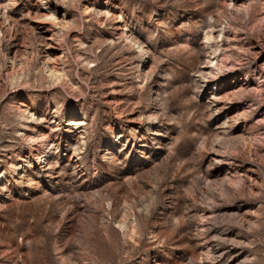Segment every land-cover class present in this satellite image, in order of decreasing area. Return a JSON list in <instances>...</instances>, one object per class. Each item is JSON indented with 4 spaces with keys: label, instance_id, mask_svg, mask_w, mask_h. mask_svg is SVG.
<instances>
[{
    "label": "rangeland",
    "instance_id": "374dc122",
    "mask_svg": "<svg viewBox=\"0 0 264 264\" xmlns=\"http://www.w3.org/2000/svg\"><path fill=\"white\" fill-rule=\"evenodd\" d=\"M0 264H264V0H0Z\"/></svg>",
    "mask_w": 264,
    "mask_h": 264
},
{
    "label": "bare ground",
    "instance_id": "6f19581e",
    "mask_svg": "<svg viewBox=\"0 0 264 264\" xmlns=\"http://www.w3.org/2000/svg\"><path fill=\"white\" fill-rule=\"evenodd\" d=\"M206 44V43H205Z\"/></svg>",
    "mask_w": 264,
    "mask_h": 264
}]
</instances>
